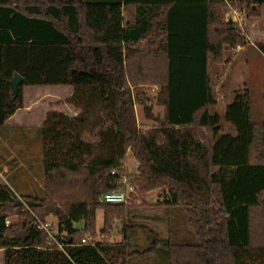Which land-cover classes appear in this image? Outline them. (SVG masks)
Returning a JSON list of instances; mask_svg holds the SVG:
<instances>
[{"label": "trees", "instance_id": "1", "mask_svg": "<svg viewBox=\"0 0 264 264\" xmlns=\"http://www.w3.org/2000/svg\"><path fill=\"white\" fill-rule=\"evenodd\" d=\"M263 7L264 0H0V128L24 107V86L71 87L66 103L80 112H51L38 128L44 197L0 183V249L45 248L49 238L34 223L49 213L56 238L65 234L76 246L74 225L93 224L97 209L112 206L101 196L125 188L120 172L131 152L134 192L166 189L163 205L200 221L198 231L208 217L199 244L167 245L168 264H264V123L252 121L248 91L237 92L225 112L236 135L220 136L208 75L209 58L221 64L226 51L233 57L249 44L226 16L258 19ZM161 9L163 52L125 55ZM152 105L164 109L162 118ZM135 106L156 125L141 130ZM88 250L72 252L76 264H101ZM129 255L120 251L123 264Z\"/></svg>", "mask_w": 264, "mask_h": 264}, {"label": "rangeland", "instance_id": "2", "mask_svg": "<svg viewBox=\"0 0 264 264\" xmlns=\"http://www.w3.org/2000/svg\"><path fill=\"white\" fill-rule=\"evenodd\" d=\"M162 16L163 9L156 16L148 18L150 29L140 41V46L126 47L125 55L143 51L163 52L165 31ZM229 18L240 24L249 44L244 48H237L233 57L226 51L224 62L221 64H217L212 58L208 60V75L216 100L215 106L210 108V113L220 118V136L236 135L235 128L225 120V112L237 92L248 91L252 121L264 123V7L258 19L245 20L237 12L226 16V19ZM153 90L156 91V88ZM42 93H50L51 96L55 95L57 99L63 101L69 98L72 90L71 87L64 86L22 88L24 102H31ZM45 101L55 100L46 98ZM134 111L137 125L141 130L156 125L145 119L141 107L135 106ZM151 112L154 117L162 118L164 109L152 105ZM29 133L30 139L21 155L18 154L16 146L6 148V150L10 148V154L4 157V162L0 161V165H6V172L0 169V183L11 187L18 196L23 193L26 196L42 198L46 191L41 141L34 138L33 133ZM3 147L0 144L2 156ZM137 166L132 153L128 152L120 172L122 184L125 185L121 190H125L131 185L130 182L137 178ZM134 193L133 197L123 204V208L119 205L110 206L107 212L97 209L93 224L89 221L75 224L73 238L74 242L78 243L76 246L68 247V244L64 243L63 251L57 250L55 246L36 250L0 249V264H76L72 252L78 248H84L86 252L93 249L91 257L100 260L101 264H123V258L119 257V253L125 247H128V254H131L127 264H168L166 254L168 244L174 246L199 244L204 234H208V217L203 218L201 229L198 231L196 227H199L200 221H192L190 215L178 207L163 205L167 195L166 189L147 194ZM18 219V216H14L9 221ZM46 220L57 225V220L51 213L46 216ZM54 232L58 233V229H54ZM87 236L93 239L91 246L80 247V240ZM148 251L150 253L145 254Z\"/></svg>", "mask_w": 264, "mask_h": 264}, {"label": "crops", "instance_id": "3", "mask_svg": "<svg viewBox=\"0 0 264 264\" xmlns=\"http://www.w3.org/2000/svg\"><path fill=\"white\" fill-rule=\"evenodd\" d=\"M50 96V93H42L31 102H24V107L16 111L4 122L0 132V144L4 146L3 156L0 155L1 162H4V157L10 154V148H8L7 151V147L16 146L19 155H21L22 152L24 153L27 147V141L30 139L29 132L34 134V138L40 139L38 136V128L44 123L49 113L60 112L66 114L70 118H74L80 113L79 110L72 108L66 103L71 95L68 99L63 101L57 99L55 95ZM46 98H51L55 101L46 102ZM0 169L2 172H6V165L1 164ZM12 186L17 187L16 185ZM21 195L25 194L21 193Z\"/></svg>", "mask_w": 264, "mask_h": 264}, {"label": "built area", "instance_id": "4", "mask_svg": "<svg viewBox=\"0 0 264 264\" xmlns=\"http://www.w3.org/2000/svg\"><path fill=\"white\" fill-rule=\"evenodd\" d=\"M132 193H134V186L128 185L125 190L120 189V190H115V191H111V192L103 194L99 202L104 205H112V206L123 205L127 202L128 196ZM6 224H8V221H6ZM34 224H35V228L37 231L44 232L48 236L49 240H48L46 247L55 246L56 249L59 251L64 250V247H65L64 241L66 240V237H65L66 235L65 234L61 235V239H60L61 241H59L56 238L57 233L54 232V229L56 228L58 229L57 225L55 226L53 225L52 222L47 221V220L36 221ZM92 241H93L92 237L87 236L80 240L81 242L80 245L81 246H86V245L91 246Z\"/></svg>", "mask_w": 264, "mask_h": 264}, {"label": "water", "instance_id": "5", "mask_svg": "<svg viewBox=\"0 0 264 264\" xmlns=\"http://www.w3.org/2000/svg\"><path fill=\"white\" fill-rule=\"evenodd\" d=\"M22 83V78L19 75H14L12 81L10 82L11 89L14 94L17 93L18 86Z\"/></svg>", "mask_w": 264, "mask_h": 264}]
</instances>
